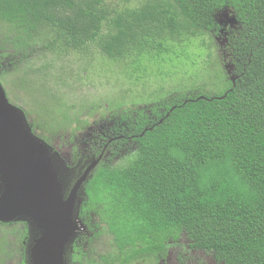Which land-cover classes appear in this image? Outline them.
<instances>
[{
    "label": "trees",
    "instance_id": "16d2710c",
    "mask_svg": "<svg viewBox=\"0 0 264 264\" xmlns=\"http://www.w3.org/2000/svg\"><path fill=\"white\" fill-rule=\"evenodd\" d=\"M226 18L234 23L228 29ZM220 40L225 63L214 51ZM8 47L10 75L19 77L7 82L5 66L0 82L12 91L33 81L67 84L53 70L62 61L78 69L76 56L84 71L99 61L120 67L129 84L101 114L119 116L120 131L112 157L85 183L81 207L117 252L98 262L76 243L75 262L164 257L185 237L188 250L218 264H264V0H0V53ZM44 111L24 112L48 144L89 124L69 108ZM121 150L122 163L113 164ZM22 226L12 241L0 227V264L15 258V239L28 233Z\"/></svg>",
    "mask_w": 264,
    "mask_h": 264
},
{
    "label": "rangeland",
    "instance_id": "374dc122",
    "mask_svg": "<svg viewBox=\"0 0 264 264\" xmlns=\"http://www.w3.org/2000/svg\"><path fill=\"white\" fill-rule=\"evenodd\" d=\"M222 16L229 17V14L225 13ZM226 19L228 26H225V28L228 29L229 26L232 27L234 23L232 22V18ZM219 43V47H216L214 50L215 55L218 59L222 58L225 63L226 60L229 59L228 56L230 54H228L229 52L225 47L226 44H224L222 40H220ZM8 48L9 49L5 51V54L0 53V75L5 66L10 70L8 75L5 77L3 76L7 82L19 77L18 74L14 76L10 75L12 73L11 71H14V68L9 66L12 60L11 55L13 51L10 47ZM74 61L77 64L73 67H77L78 69H69L71 68L70 64H62V61L57 64L53 70L57 75L59 73H65L64 76L68 79L67 84L59 85L55 82V79H53L47 81V84L44 87L43 82L37 83L33 81V85L26 83L25 86H22L20 89L14 88L15 90L12 91V88L7 82V85L1 83L5 88V91L7 89L11 91L10 94L13 100L17 103L16 105L26 112L31 111L33 117L42 114L44 110H46V112L44 111L45 114L50 112L49 115L53 116L56 114L58 115L61 109L69 108V115H71L72 118H84L89 121V124L81 130L73 132L72 130H69L65 133L61 132L54 137L52 136L51 143L47 144L51 149L52 156H54L55 160L61 165L60 169L62 173H60V180L63 185L61 197L66 205L65 208L68 210L69 220L73 225L71 228L72 237L68 240L65 250L64 264H72L69 259L72 245L75 240H79L82 237H87L89 240H92L89 242V240L86 239L83 244V249L88 253L89 257L96 258L95 261L100 262L97 260L98 258L108 255L114 250V247L112 246L113 249L111 247V238L108 234L105 233L103 235H98L95 229H93L95 232H92L88 228L94 220H90L89 217L82 215L81 212V207L85 200L83 184L76 190L75 186L78 179L86 173V170L90 165L99 162V159L97 160L96 149L103 148L108 150L106 145L120 131V125L118 124L120 122L119 116L110 118L109 115L108 117L103 118L101 114L106 111L105 109L114 99L117 98L119 101L122 96L124 97L125 91L129 88V84H126L124 77L119 75L120 73L118 70L120 71V67H109L105 62L103 64L102 61H99L94 67H92L93 71L89 72L82 70L83 63L79 56H76ZM38 62L39 61H37V63ZM226 67L231 78H236V76L233 75V65L228 62ZM111 68L115 70L116 74L109 70ZM70 71L73 74H70ZM129 98L132 100L133 96H129ZM92 105H99L102 109L94 112L93 115H89L90 111L88 108ZM129 106L133 108L131 104ZM26 112H24L26 115H24L25 117H27ZM29 118L28 124L31 127L30 123L31 121L33 122V120L30 116ZM74 126L76 125H73V127ZM37 132L40 134L43 133L39 130H37ZM71 137L73 139H71ZM75 138H77L76 140L78 142L74 140ZM131 148L133 149L134 147L131 146ZM106 150L102 154L101 159H108L110 156L112 157L111 152L109 150V152H106ZM125 154L126 150H121L119 153L120 156H115L113 158V164H121L122 159L120 158H122V156L124 157ZM21 222H25V225L27 224L29 228H31L28 241V244L31 247V252H28L30 259L29 264H32V249L34 248L35 241L42 236V232L40 233L38 231L37 234L38 229L31 226L30 222L27 220ZM94 223L95 222L92 223V226ZM22 228L23 226L18 224L10 227L9 230L12 229L14 230L13 232L18 233ZM1 230L7 229L2 228ZM35 233L36 236L34 237ZM21 241L22 240L15 239V242L18 244ZM181 241L182 245L180 247H171L164 257H159L157 264H218L211 255L204 251L188 250L186 246L189 242L185 237H183ZM184 245L186 248H184ZM19 249L21 250L20 253L10 264H20V257H22L24 249L22 244Z\"/></svg>",
    "mask_w": 264,
    "mask_h": 264
},
{
    "label": "water",
    "instance_id": "95a60500",
    "mask_svg": "<svg viewBox=\"0 0 264 264\" xmlns=\"http://www.w3.org/2000/svg\"><path fill=\"white\" fill-rule=\"evenodd\" d=\"M24 115L10 103L0 82V221L27 220L42 232L32 249V264H64L73 225L61 197V165ZM96 163L86 170L75 190Z\"/></svg>",
    "mask_w": 264,
    "mask_h": 264
},
{
    "label": "flooded vegetation",
    "instance_id": "af4514ba",
    "mask_svg": "<svg viewBox=\"0 0 264 264\" xmlns=\"http://www.w3.org/2000/svg\"><path fill=\"white\" fill-rule=\"evenodd\" d=\"M117 135V134H116ZM114 137H116V136H114ZM118 137V136H117ZM119 138H123V136H120ZM75 139H77V138H75ZM116 138H113V139H111L109 142H108V144L106 145V148H108L109 147V144L113 141V140H115ZM131 140V139H130ZM48 144V143H47ZM116 148V147H115ZM106 149H103L102 150V153H101V155L100 156H97L98 158H97V160L99 159V162L102 160L101 159V156H102V154L104 153V151H105ZM107 151V150H106ZM110 151V150H109ZM109 151H107V152H109ZM111 152V151H110ZM111 155H113V153L111 152ZM98 162V163H99ZM98 163L96 164V166L98 165ZM92 165V164H91ZM90 165V166H91ZM95 166V167H96ZM95 167L89 172V174H88V176H87V178H86V180H85V182L83 183V191H84V195H85V190H84V186H85V183L87 182V180L90 178V176H91V174H92V172H93V170L95 169ZM82 178V176L79 178V179H81ZM79 179H78V181H79ZM93 222H95V221H93ZM93 222H91V226L90 227H93L92 226V223ZM23 225V224H25V222H21V221H10V222H2V221H0V227H1V229L2 228H6L7 230H9V228L10 227H13V226H15V225ZM85 224V223H84ZM95 224V223H94ZM27 225V224H26ZM90 227H88L90 230H91V228ZM27 228H28V233H27V235H26V237L19 243V244H17V246H18V248H17V253H16V255H15V258H16V256L20 253V246H21V244H22V246L24 247V249H23V252H22V257H20L21 259H20V264H29V261H30V259H29V252L28 251H30L31 252V247L29 246V244H28V241H29V238H30V230H31V228H29V226L27 225ZM95 229H97V228H95ZM12 229L11 230H9V234H8V238L12 241V240H14V237H13V235H12ZM92 231V230H91ZM92 232H95V231H92ZM37 234H38V230H37ZM98 235H103V234H98ZM36 236V233L34 234V237ZM86 239H88L87 237H85V238H80L79 240L77 239V240H75V242L73 243V245H72V250H71V253H70V256H69V259H70V262L72 263V264H77V262H75V259H74V255L76 254L75 253V246H76V243L77 244H81V246H83L84 247V242H85V240ZM89 240V239H88ZM87 240V241H88ZM92 240H89V242H91ZM26 243V244H25ZM24 244H25V246H24ZM111 244V247L113 246L114 247V250H112V252L111 253H115V252H117V247L114 245V243H110ZM113 247H112V249H113ZM30 248V249H29ZM194 251H198V250H194ZM199 251H202V250H199ZM26 252V253H25ZM111 253H109V254H111ZM24 254H25V257H24ZM108 254V255H109ZM15 258H11V259H9V260H7V262L5 263V264H10V263H12L14 260H15ZM129 264H157L158 263V257L157 256H147L146 258H142V259H140L139 257H137V258H135L133 261H130V262H128ZM217 263V262H216Z\"/></svg>",
    "mask_w": 264,
    "mask_h": 264
}]
</instances>
